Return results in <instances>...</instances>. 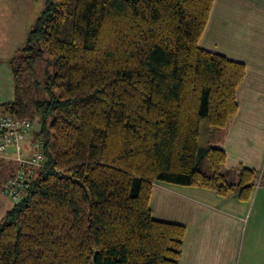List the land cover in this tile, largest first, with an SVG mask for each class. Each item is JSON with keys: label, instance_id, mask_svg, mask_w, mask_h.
Wrapping results in <instances>:
<instances>
[{"label": "trees", "instance_id": "obj_1", "mask_svg": "<svg viewBox=\"0 0 264 264\" xmlns=\"http://www.w3.org/2000/svg\"><path fill=\"white\" fill-rule=\"evenodd\" d=\"M214 0H46L10 62L2 114L45 156L0 223V264H179L186 227L153 218L157 182L252 201L264 177L200 146L238 113L242 62L199 46ZM55 74L37 96L34 63Z\"/></svg>", "mask_w": 264, "mask_h": 264}, {"label": "crops", "instance_id": "obj_2", "mask_svg": "<svg viewBox=\"0 0 264 264\" xmlns=\"http://www.w3.org/2000/svg\"><path fill=\"white\" fill-rule=\"evenodd\" d=\"M34 3L0 0V56L10 57L24 45L26 27L16 48L11 53L4 50L10 30L22 19L26 24ZM199 46L246 66L237 90L238 113L226 129L210 132L214 146L226 153V170L245 166L264 177V0H214ZM0 74V94L13 93L10 70ZM13 100L14 96L0 103ZM36 135L33 129L31 147ZM14 150L9 147L0 158V223L15 206L2 191L17 170ZM26 150L25 157L31 156L32 151ZM150 208L154 219L186 227L179 264H264V181L248 204L237 195L222 198L207 189L157 182Z\"/></svg>", "mask_w": 264, "mask_h": 264}, {"label": "built area", "instance_id": "obj_3", "mask_svg": "<svg viewBox=\"0 0 264 264\" xmlns=\"http://www.w3.org/2000/svg\"><path fill=\"white\" fill-rule=\"evenodd\" d=\"M33 129L34 123L29 119L0 114V158L5 155L9 147H14L17 162L15 175L2 186V191L10 196L15 204L24 197L30 171L41 168L45 160L42 141L38 138L32 143V155L25 157L22 154L21 144L33 132Z\"/></svg>", "mask_w": 264, "mask_h": 264}, {"label": "rangeland", "instance_id": "obj_4", "mask_svg": "<svg viewBox=\"0 0 264 264\" xmlns=\"http://www.w3.org/2000/svg\"><path fill=\"white\" fill-rule=\"evenodd\" d=\"M45 7H46V0H35L34 6H33V13H32V15L28 16V20L26 21V24H25L24 19H22L20 22V25H18L15 28L10 30L9 41L4 42V50L6 49V50L10 51V53H11V51L16 48L17 44L19 43L20 39L22 38V36L20 34L22 27H26L25 36L27 38L28 33H30V31L35 28V23H36L38 17L40 16L41 12L45 9ZM31 18H32V20H31ZM24 24H25V26H24ZM25 42H26V39H25ZM25 42H24V44H25ZM15 54H12L10 57L5 56L4 54H3V56H0V73L4 74V73H6V71L10 70L11 78H12V71H11V67H10V62L14 58ZM54 74H55L54 61L48 55L47 51H45L44 57L37 59L34 63V81L37 84V96H38V98H40V99L48 98L47 92L44 90V86L48 82L49 75H54ZM12 86H13V81H12ZM12 96H14V89H13V93L10 90L9 93L5 92L4 94L3 93L0 94V102L7 101L8 99H11ZM0 105H1V103H0ZM0 114H2L1 108H0ZM38 127H39L38 124L35 123L34 129L38 130ZM213 134L214 133L210 132V129L207 125V122L205 120H203L202 125H201L200 146L206 147L208 144L214 146L215 142L212 141ZM30 135H28L26 140L23 141L21 144L23 156H25V154L27 153L26 147H28L31 151V148H30L31 147V137H30ZM36 138L37 137H34V140ZM13 154H14V156H16L15 150L13 151Z\"/></svg>", "mask_w": 264, "mask_h": 264}]
</instances>
